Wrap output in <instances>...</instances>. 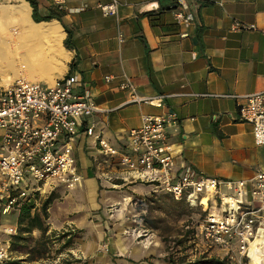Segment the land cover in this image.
<instances>
[{
  "label": "crops",
  "instance_id": "1",
  "mask_svg": "<svg viewBox=\"0 0 264 264\" xmlns=\"http://www.w3.org/2000/svg\"><path fill=\"white\" fill-rule=\"evenodd\" d=\"M96 3L65 0L61 10L55 3L51 6L61 13L59 20H53L63 27L70 45H63L69 52L63 74H76L75 91H88L100 108L78 119L72 140L82 181L73 188L45 187L61 195L47 208L46 233L78 229L83 234L76 244L80 249L73 252H79L82 264H97L89 256L91 250H99L107 207L118 203L122 210L134 211L123 197L144 201L154 192L140 179L110 181L102 176L103 170H115L116 165H108L94 135L84 131L89 124L95 134L124 150L128 131L141 124L143 113L159 115L170 108L178 119L177 126L167 128L170 141L179 159L199 173L221 180L243 179L250 189L255 174L264 170V145L255 143L251 123L240 119L239 100L231 96L264 90V0H119L116 17L103 15ZM37 4L40 14L47 13L49 7L41 0ZM176 8L193 18L179 22ZM234 19L257 28L232 30ZM106 75L113 79L106 82ZM125 76L137 82L142 95L163 94V105L128 102V93L118 87ZM220 188L230 192L224 185ZM34 200L32 213L39 210ZM18 213L14 208L1 215L10 222L3 224L16 229ZM94 232L97 238L92 239ZM15 258L6 263L16 264ZM19 258L21 263L45 264ZM98 259V264L129 263L125 258L112 259L109 253Z\"/></svg>",
  "mask_w": 264,
  "mask_h": 264
},
{
  "label": "built area",
  "instance_id": "2",
  "mask_svg": "<svg viewBox=\"0 0 264 264\" xmlns=\"http://www.w3.org/2000/svg\"><path fill=\"white\" fill-rule=\"evenodd\" d=\"M41 1L46 7L55 3L61 10L65 0ZM96 6L103 15L116 17L119 0H97ZM174 13L179 22L193 18L183 8ZM255 28V23L239 19L231 24L235 31ZM112 79V75L104 77L106 82ZM77 84L76 74L65 73L51 83L19 77L0 86V217L24 203L35 204V193L43 194L46 186L73 188L82 181L72 140L78 119L100 108L88 91H75ZM118 87L128 93V102L163 105V94H140L132 77L125 76ZM231 96L239 100L240 119L251 123L255 143L264 145V90ZM177 124V114L170 108L159 115L143 113L141 124L128 131L124 150L95 134L92 124L84 131L94 135L108 165H116L115 170H103V177L140 179L154 192L201 206L206 213L194 226L195 237L219 250L231 264H255L256 257L264 258V170L255 174L250 189L243 179L221 180L199 173L179 159L170 141L167 128ZM221 185L230 192L221 190ZM122 201L135 208L143 199L125 196ZM15 231L0 222V263L10 258V236Z\"/></svg>",
  "mask_w": 264,
  "mask_h": 264
},
{
  "label": "rangeland",
  "instance_id": "3",
  "mask_svg": "<svg viewBox=\"0 0 264 264\" xmlns=\"http://www.w3.org/2000/svg\"><path fill=\"white\" fill-rule=\"evenodd\" d=\"M22 1L0 0V5H17ZM27 2L31 16L32 6L29 1ZM26 28L25 19L17 12L13 11L6 17H0V86H6L5 81L8 80L9 84L19 77L51 83L48 82L52 80L49 78L50 75H55L53 78L63 75L62 73L56 76L58 51L60 46L65 48L64 36L58 47L51 35H32ZM51 194L54 198L61 196L48 191L41 195L35 193L37 209L40 213L43 201ZM120 206L122 207V204L115 203L107 207L108 216L107 219L105 218L107 226L105 225L102 238L98 240L99 250L97 252L91 250L89 256L94 258L95 263L98 264V256L101 253H109L112 259L125 258L128 264H182L203 253L222 257L219 250L208 247L189 232V223L203 213L202 207L190 206L185 200H176L162 192L148 194L145 200L134 208V211L122 210ZM0 222L10 223L4 217H0ZM19 227L21 226L17 224L14 233L19 235V238H14V235L10 237V258L0 264H7L6 262H9L12 257H17L14 260L17 261L16 264H27L20 262L21 255L27 257L26 260L29 262L35 260L45 264L83 263L78 258L79 252L76 254L73 252L74 249H80L76 244L80 243L78 238H81L83 234L78 232L77 236L73 237L72 244L65 246V238H58L57 234L53 235L49 232L44 237H41V232L38 231L19 234ZM139 233L142 236L137 237ZM95 234L98 233L94 232L91 235L92 239L97 238ZM144 243H146L145 248ZM68 250L72 253L70 254ZM26 252L29 253L28 256H24ZM167 256L172 262L166 260Z\"/></svg>",
  "mask_w": 264,
  "mask_h": 264
},
{
  "label": "trees",
  "instance_id": "4",
  "mask_svg": "<svg viewBox=\"0 0 264 264\" xmlns=\"http://www.w3.org/2000/svg\"><path fill=\"white\" fill-rule=\"evenodd\" d=\"M27 1H29L30 5L32 6L31 16L35 22L49 21L53 18H56L59 20L61 13L56 7H51L48 9L47 13L40 14L38 11L37 1L36 0H27ZM63 44L66 48H70V45L67 39H64ZM53 199H54V195L52 194L46 197V199L43 201L41 208H40L41 213L39 211H35L33 213L31 212V208L34 206V203H24L21 205V207H19V213L17 215L18 225L21 226L19 227V234L23 232L31 233L34 229H37L41 232V237H44L46 235V231L48 229L47 225L45 224V219L47 218V208ZM180 200H185V199H180ZM202 209H203V213L198 218L194 219L193 221L189 223L190 225L189 232H191L193 236H195L194 226L201 218L204 217L206 213V209L204 208ZM78 232H79L78 229H73V230L69 229V230L62 231L60 233L55 232L53 233V235L57 234L58 238H65L64 245L68 246L72 244L73 237H76ZM13 235H11V237ZM14 238H19V235H14ZM11 246H12V243H11ZM166 260L168 262H172L169 256H167ZM182 264H231V263L226 257H220L217 255H207L206 253H203L197 258L190 260L188 262L182 263Z\"/></svg>",
  "mask_w": 264,
  "mask_h": 264
},
{
  "label": "bare ground",
  "instance_id": "5",
  "mask_svg": "<svg viewBox=\"0 0 264 264\" xmlns=\"http://www.w3.org/2000/svg\"><path fill=\"white\" fill-rule=\"evenodd\" d=\"M13 11L19 13L20 16H23L27 25L26 29L29 33H31L32 35H37V34L51 35L54 38L56 46L59 47L61 45L64 31L61 25L56 20L35 22L29 14L30 6L28 2H26L25 0H23L21 3L17 5H13V4H10L8 6L0 5V17H6L10 12ZM68 53H69L68 49L63 47L61 48L60 46V49L58 51V59H57L58 74H56V76L64 73L63 70L66 67V60L68 59V55H69ZM54 76L50 75L49 78L52 79ZM5 82H6L5 85H7L8 80ZM203 201H205V199ZM255 264H264V258L256 257Z\"/></svg>",
  "mask_w": 264,
  "mask_h": 264
}]
</instances>
